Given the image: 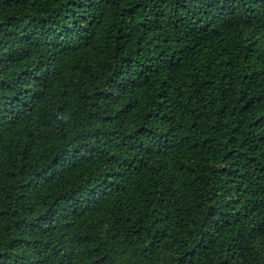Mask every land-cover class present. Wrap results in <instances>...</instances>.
<instances>
[{"label": "trees", "instance_id": "1", "mask_svg": "<svg viewBox=\"0 0 264 264\" xmlns=\"http://www.w3.org/2000/svg\"><path fill=\"white\" fill-rule=\"evenodd\" d=\"M0 264H264V0H0Z\"/></svg>", "mask_w": 264, "mask_h": 264}]
</instances>
